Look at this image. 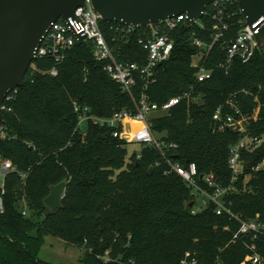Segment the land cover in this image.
<instances>
[{"label": "trees", "instance_id": "trees-1", "mask_svg": "<svg viewBox=\"0 0 264 264\" xmlns=\"http://www.w3.org/2000/svg\"><path fill=\"white\" fill-rule=\"evenodd\" d=\"M224 12L231 16L230 30L216 43L213 6L191 28L180 25L172 34L170 59L155 70V82L145 89L138 77L132 94L109 77V61H98L88 41L76 44L60 65L38 59L30 66L13 111L2 113L0 120L7 132L6 139L0 138V155L26 174L24 180L19 172L9 174L4 194L0 190V264H50L39 257L48 236L82 248L80 264H180L186 252L199 264H252L251 245L264 260V236L239 234L241 220L264 219V168L257 169L264 163V49L246 64L236 61L223 69V44L245 26L237 2ZM100 26L118 62L147 63V52L137 43L141 31L124 33L123 25L103 20ZM192 34L213 44L201 62L213 74L203 83L197 82L193 66L200 50ZM143 93L159 107L192 93L169 112L150 116L148 124L156 139L176 144L170 159L195 163L200 175L213 174L225 186L233 181L230 148L241 135L215 131L213 116L220 106L235 113L230 100L248 117L260 106L258 119L247 128L262 143L243 150L235 190L225 198L241 220L217 214L212 202L193 214V190L177 174L167 173L159 150L142 145L129 155L132 144L115 138L113 128L92 123L77 128L75 103L99 118H111L116 112L136 114ZM64 180L63 208L52 211L44 199L51 186Z\"/></svg>", "mask_w": 264, "mask_h": 264}, {"label": "built area", "instance_id": "built-area-1", "mask_svg": "<svg viewBox=\"0 0 264 264\" xmlns=\"http://www.w3.org/2000/svg\"><path fill=\"white\" fill-rule=\"evenodd\" d=\"M235 2L237 0H214L211 3L210 6L216 9L213 43L219 42L229 32L230 24L228 19L231 16L226 15L224 9ZM187 18V14L184 13L138 30L123 25L124 27L121 31L124 33L129 34L133 31H141V36L138 37L137 43L147 52V63L143 66L136 63H121L118 62L115 49L108 43L101 29L100 22L102 18L100 14L95 10L91 1L87 0L85 5L75 10L73 17L67 20L60 18L50 24L39 46L36 48V58L37 60L50 59L56 65H60L74 46L79 44V37L83 36L85 37L83 42L88 41L93 44L94 55L98 61H109L105 68L109 77L118 83L124 92L132 94L133 89L137 85L138 77L143 79L145 89L155 82L156 68L168 61L174 50L172 34L180 25L185 23ZM199 21L194 24L199 23ZM258 24L250 28L246 25L245 20V26L238 35L223 44L222 50L226 54V60L221 64L223 69L228 71L236 61L243 64L248 63L262 49L256 39V35L259 32ZM118 30L120 29L118 28ZM191 40L200 50V54L202 55L200 61L202 62L213 44L208 45L204 43L195 34L191 35ZM201 62L194 65L198 69L197 82L199 83L211 79L213 74L212 71L202 66ZM50 74L56 76L58 74L57 68H53ZM17 92L18 87L8 92L4 101L0 104L1 114L13 111L12 103L16 100ZM191 96L192 93H186L182 96L171 98L159 107L157 104L150 103L148 96L143 93L139 110L136 114L116 112L111 118H99L92 114L89 109L81 108L75 103V112L79 115L77 128H83L89 123L107 126L114 129L113 136L115 138L125 140L129 144L148 145L159 150L165 160L167 173H175L180 176L187 186L193 190L196 199L200 200L201 206L194 207L192 210L193 214L202 212L212 202L217 207V214L222 215L227 212L231 218L241 220L240 217L234 215L226 206L225 198L231 191L235 190L233 182L241 172L243 150H250L253 146H257L262 142L261 139L252 136L247 128L252 120L256 121L258 119L260 106L256 109L253 117H248L243 115L239 108L234 105L233 101L230 100L227 104L235 113L228 114L225 112V106H220L213 116L215 131L223 133L231 130L241 135L240 141L230 148L229 166L233 173V181L230 186H225L213 174L200 175L198 166L195 163L185 166L179 162H174L168 157V153L171 149L177 148L176 144H167L164 141H160L151 132L148 124L150 116L157 112L167 113L184 99L191 98ZM255 101L258 102V99L256 98ZM131 122L141 124V127L133 132L132 136L134 138H131V135H129L132 131ZM0 138H7L6 128L3 125H0ZM15 172H19V170L12 161L10 159H3L1 156L0 190L3 194L5 192L7 176ZM19 174L23 180L26 178V174L21 172ZM196 199L194 203H196ZM0 212H4L2 198H0ZM23 214L27 215L26 210L23 211ZM239 234L251 235L254 239L260 235L264 236V219L257 216L252 220H241ZM237 237L238 235L235 236V239ZM250 250L252 251L250 258L252 264H264L262 256L256 251V245H251ZM180 264L199 263L192 252H186Z\"/></svg>", "mask_w": 264, "mask_h": 264}, {"label": "water", "instance_id": "water-1", "mask_svg": "<svg viewBox=\"0 0 264 264\" xmlns=\"http://www.w3.org/2000/svg\"><path fill=\"white\" fill-rule=\"evenodd\" d=\"M87 0H0V104L9 91L24 86L36 58V48L51 23L74 16ZM103 21L138 30L186 13L184 25L201 20L214 0H90ZM246 25L258 24L256 39L264 49V0H237ZM79 43L85 37H79ZM3 116L0 112V120ZM1 157V155H0ZM150 172H153L151 168ZM67 182L51 186L44 204L52 211L63 208ZM193 203L190 207H193Z\"/></svg>", "mask_w": 264, "mask_h": 264}, {"label": "rangeland", "instance_id": "rangeland-1", "mask_svg": "<svg viewBox=\"0 0 264 264\" xmlns=\"http://www.w3.org/2000/svg\"><path fill=\"white\" fill-rule=\"evenodd\" d=\"M201 56H202L201 54H198L194 58L193 66L201 62L200 61ZM32 66H34V62L32 63ZM133 125L137 129L140 124L135 123ZM133 129L135 128L131 127L132 131L131 133H129V135H132ZM130 137L134 138L133 136ZM257 146H253L251 149H255ZM141 148H142L141 144H132L128 148V153L129 155L136 152L139 153L141 151ZM259 168L260 169L264 168V163L260 165V167H258L257 169ZM23 203L24 206L27 207L26 202L24 201ZM193 204H194L193 207L201 206V202L198 198L196 199V203L193 202ZM83 256H84V250L82 248L68 245L65 242L53 236H48L46 238V244L43 247L39 257L42 261H45L50 264H80V259Z\"/></svg>", "mask_w": 264, "mask_h": 264}, {"label": "crops", "instance_id": "crops-1", "mask_svg": "<svg viewBox=\"0 0 264 264\" xmlns=\"http://www.w3.org/2000/svg\"><path fill=\"white\" fill-rule=\"evenodd\" d=\"M133 124H135V123H133V122H131V127H133V128H135V129H133V132H135L136 130H138V128H140L141 127V124L140 123H138V124H140L139 125V127L136 129V127H134V125ZM133 134V133H132ZM132 136V135H131Z\"/></svg>", "mask_w": 264, "mask_h": 264}]
</instances>
